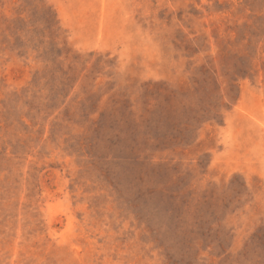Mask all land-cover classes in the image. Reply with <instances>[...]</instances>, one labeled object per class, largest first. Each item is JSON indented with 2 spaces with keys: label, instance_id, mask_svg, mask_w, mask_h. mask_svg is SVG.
Here are the masks:
<instances>
[{
  "label": "rangeland",
  "instance_id": "374dc122",
  "mask_svg": "<svg viewBox=\"0 0 264 264\" xmlns=\"http://www.w3.org/2000/svg\"><path fill=\"white\" fill-rule=\"evenodd\" d=\"M0 264H264V0H0Z\"/></svg>",
  "mask_w": 264,
  "mask_h": 264
}]
</instances>
